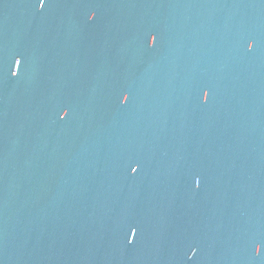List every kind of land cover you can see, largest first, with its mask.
I'll return each instance as SVG.
<instances>
[{
    "label": "water",
    "instance_id": "water-1",
    "mask_svg": "<svg viewBox=\"0 0 264 264\" xmlns=\"http://www.w3.org/2000/svg\"><path fill=\"white\" fill-rule=\"evenodd\" d=\"M0 264H264V0H0Z\"/></svg>",
    "mask_w": 264,
    "mask_h": 264
}]
</instances>
